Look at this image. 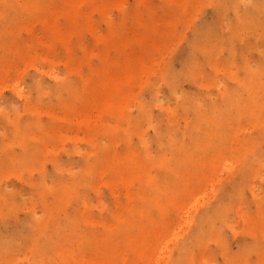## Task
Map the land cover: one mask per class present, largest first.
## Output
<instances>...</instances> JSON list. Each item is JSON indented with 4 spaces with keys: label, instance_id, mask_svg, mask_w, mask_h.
<instances>
[{
    "label": "rangeland",
    "instance_id": "obj_1",
    "mask_svg": "<svg viewBox=\"0 0 264 264\" xmlns=\"http://www.w3.org/2000/svg\"><path fill=\"white\" fill-rule=\"evenodd\" d=\"M93 3L98 4L95 9H82L83 15L90 17L87 23L82 17L69 19L62 0H0V232L12 238L20 233L14 240L22 247L20 252L15 249L6 252L3 262L34 264L33 260L39 258L31 252L35 238L29 231L30 211L35 207L38 214L43 213L46 199L56 204L54 220L61 223L62 244L77 247L78 239H72L75 229L78 234L86 231L91 236L102 235L105 231L103 223L108 225L114 213H124L126 208H132L135 216L144 210L169 231L167 255H170L191 229L187 217L195 218L209 202L215 203L227 195L231 187L228 184L230 172L246 163L257 170L251 177V186L243 189L245 200L236 203L230 199L229 215L225 219H216V228L205 245L197 248L184 264H264V163L257 164L251 158L245 161L244 154L236 148L222 152H212L209 147L196 150L193 157L183 163L180 177L191 173L198 180L186 190L179 185L177 191L163 192L158 198L159 206L152 197H146L144 201L133 196L141 191L150 192L140 181L119 182L108 169L87 178L92 182L90 187L73 183L74 172L82 164L96 165L111 150L116 157L130 156L141 163L154 158L164 160L161 167L153 168V173L158 176L176 168L172 152L158 146L157 131H160L163 143L168 132L179 134L191 132L188 130L192 128L198 133L196 113L185 104L189 103V95L198 98L202 95L201 86L208 88L214 96L218 89L228 90L234 96L243 94L237 83L250 82L251 74L242 66L259 65L260 54L264 52V40L253 37V33H264V25L260 22L262 25L257 29L255 22L249 19L248 13L254 14L251 5L238 3L236 10L233 7L227 11V8L224 13L218 9L216 0H186L181 4L180 0L178 3L171 0ZM44 10H50V13L45 15ZM45 17L61 31L64 43L49 33L43 22ZM237 19L243 22L236 29L248 25V36L245 37L249 42L238 46L235 55L221 47L213 59L212 55L205 56L202 50L195 49L197 55L187 62L194 46H204L205 51H211L217 43L215 38L200 43L197 41L199 33L217 32L220 25H236ZM148 28L159 31L156 39L159 49L148 51L149 55L142 59L144 67H136L137 79L133 88L119 98L124 103L121 113L117 110L110 114L95 109L97 120L93 133L83 127L70 126L68 122L75 110L85 108L81 101L90 100V82L98 78L97 71L103 68L105 60L119 59L123 64L125 52L138 56L143 51L136 42L130 45L132 51L111 49L118 34L126 30L141 36L149 34ZM149 37L146 35L145 40ZM155 97L159 103L153 102ZM142 103L147 104L150 117L141 115ZM164 106L169 108L165 110ZM243 119L244 127L238 129L236 137L227 145L241 146L245 139L258 135L253 117L243 114ZM14 124L20 127L19 130ZM127 129L129 135L126 137ZM16 134L23 135L22 139L15 140ZM37 137H42L41 144ZM147 145L150 155L145 154ZM261 147L264 149V140ZM130 168L131 165L123 167L122 176H126ZM45 181L50 186L45 185ZM83 191L86 201L78 197ZM182 193L187 196L183 203L179 199ZM56 195L62 197V202L64 200L61 205L57 204ZM170 198L175 199L170 201ZM188 208L189 215L186 213ZM251 242H259L258 249L248 258L234 259V255L241 253L240 247ZM5 244L2 240V247ZM163 262L164 259L161 264ZM47 264L64 263L49 260Z\"/></svg>",
    "mask_w": 264,
    "mask_h": 264
},
{
    "label": "bare ground",
    "instance_id": "obj_2",
    "mask_svg": "<svg viewBox=\"0 0 264 264\" xmlns=\"http://www.w3.org/2000/svg\"><path fill=\"white\" fill-rule=\"evenodd\" d=\"M95 1L102 2L105 5L110 1L115 2L116 0H62L64 13L69 19L74 20L82 17L89 23L90 17H85L82 9L84 7L95 9L98 5L93 3ZM171 1L173 3L179 2V0ZM182 2H186V0H180V4ZM216 2L220 11L227 8V11H229L238 3H249L254 13H248L249 19L255 22L257 29L260 28V25H264L263 0H216ZM18 6L20 7L19 4ZM234 9L236 10V7ZM47 13H50V10H44V14L46 15ZM43 22L49 33L64 43L61 31L55 28L51 22H48L46 17ZM242 22L241 19H237L236 25L228 24L226 27L220 25L217 32L199 33L197 41H200V43L210 41L212 38H215L217 43L210 49L211 51H205L206 47L204 46H194V51H191V54L188 55L187 62L195 58V55H197L195 51L198 50H202L201 52L205 56L206 54L207 56L212 55L213 59L215 53H218L221 47L228 48L233 52L231 55H235L236 51H238V46L246 45L249 42L246 39L247 37H245L248 25L236 29V26ZM113 30V33H115L116 30ZM145 34L150 35L148 40H145ZM145 34L138 36L135 32L128 33L126 30L123 34H118V39L111 46V49L113 48L115 51H132L131 44L136 42L141 46L143 51L138 56L135 53L131 55L125 52L123 64L119 62V59L107 58L101 70L95 69L98 70V78L96 80L92 79L90 82V100L88 102H85V100L81 101L85 108L75 110L73 114L77 116V119H74V116H72L70 122H68L70 126L73 128L83 127L92 132V129L96 127L95 120H97L93 112L95 109H101L110 114L116 113L117 110L121 113L124 109V103H121L119 98L124 92H130V88H133L137 79L136 67L139 65L144 67L142 59L149 55L148 51H157L159 49L156 41L159 31L149 29V34ZM253 37L257 40H264V33L261 32L260 35L253 33ZM65 46L67 47V42H65ZM242 69L246 73L251 74L250 82L239 81L237 83V86L243 90L242 95L234 96L228 90L218 89L217 96H214L208 88L201 86L199 91H201L200 94L202 95L199 98L193 95L187 97L189 103L185 104V107L196 113V131L198 133L193 131L189 125L190 130L188 131L192 130L191 132L185 131L179 134L178 132H168L167 136L164 134L166 141L163 143V137H161L160 131H157L158 146L163 147L161 149L172 152L174 158H176V168H170L165 174L158 176L157 173H153V168L161 167L165 164L164 160L160 161L158 158H154L150 162L141 163L130 156L123 159H121L122 156L116 157L114 151L111 150L103 158L99 159L96 165L86 162L82 164L83 166L78 171L74 170L76 176L73 179V183L76 182V184H83L84 187H90L92 186V182H89L87 178H91L93 174L109 170L115 179H119L117 180L119 182L140 181L141 186L143 188L148 187L150 192L145 194V192L141 191L140 194H134L133 196L136 195L144 201L147 199L146 197H152L151 200L154 199L155 203L159 206L158 198L163 192L169 190L177 191L179 185L186 190L195 180H198L191 176V173L180 177L183 172L182 166L188 162L190 157H193L196 150L209 147L212 152H222L227 148L232 151L236 148V150L244 154L242 158L245 161L251 158L257 164L264 163L262 161L264 149L261 147L262 140H264V52L260 54L259 65L245 64L242 66ZM19 93L22 95L21 91ZM153 102L159 103L157 97H155ZM146 107H148L147 104L142 103L140 113L143 116L150 117L151 114ZM163 108L167 110L169 107L164 106ZM243 114L253 117L252 122L254 121V125L259 133L256 137L245 139L241 146H229L227 145L228 141L236 137L238 129L244 127ZM37 123L40 124L41 122ZM14 125L18 126L17 124ZM19 128L18 126L17 129L19 130ZM125 135L126 137L129 135L128 129L125 131ZM14 137L18 141L22 139L23 135L16 134ZM41 138L37 137L40 144ZM147 149L148 145L145 146V154L150 155L151 153ZM81 155L85 158L83 153ZM1 159H4V157ZM129 159L133 160L127 162ZM127 165H131V168L128 170L129 172H126V176H122L121 170ZM255 170H257V167L255 168V166H250L246 163L238 165L235 169L233 168L228 176L230 177L228 184L231 187L227 195L221 196L215 203L209 202L208 207L202 210L195 218L189 215L188 208L186 213L189 216L186 222L190 224L191 229L186 232L183 240L172 249L170 255H167V249L170 248L168 241L170 240V235L167 234L169 231L163 228L164 225H159L157 218L152 217L151 214L146 213L144 210H140L138 216H135L132 208H126L124 213H114L113 219L108 225L103 223L105 231L102 235L94 234L91 236L86 231L78 234L77 229H75L76 231H73L72 239H78L79 243L77 247H74L72 244H62L64 240L62 242L60 240L62 238L61 223H58V220H54L56 204L53 205L52 201L46 199L45 204L43 202V213L38 214L35 207L31 208L30 211L32 223L29 231L31 236L35 238L31 246V252L39 256V258L33 260L35 261L34 264H47L49 260H54L55 262L61 261L64 264H141V262L143 264H161L163 259L164 262L162 264H184L188 257L195 253L197 248L205 245L206 240L216 228V219H225L229 215L231 207L229 203L230 199L236 200V203L245 200L243 189L247 185L251 186L250 180L252 175L255 174ZM45 185L50 186L47 181H45ZM252 191L255 193L254 189ZM84 194L85 191L81 195H78V197L84 199ZM174 194L177 193L174 192ZM129 196L131 197L130 194ZM225 196L229 198L223 199ZM175 198H170V201ZM186 198V193H184L179 199L183 203L187 200ZM84 201L86 200L84 199ZM56 202L58 205H61L64 200L62 202V197L56 195ZM84 204L87 205L86 202ZM69 225H72V222ZM118 231L120 232L118 233L119 237H117L118 234L114 235ZM220 234L221 231L219 232ZM16 235L20 237V233ZM16 235L13 238L11 236L6 237L0 232V264H7V262H3L4 260H2L6 252L13 249L17 252L22 250V247L18 246L14 240L16 239ZM2 240L6 241L3 247L1 245ZM223 243L226 245L225 242ZM258 247L259 242L246 243L240 247L241 253L234 255V259L248 258ZM59 250L60 252H58ZM59 254H62V257Z\"/></svg>",
    "mask_w": 264,
    "mask_h": 264
}]
</instances>
